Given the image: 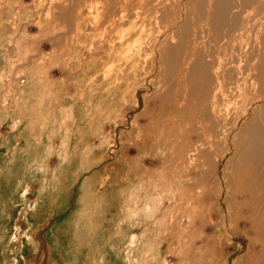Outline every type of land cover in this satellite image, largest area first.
Returning a JSON list of instances; mask_svg holds the SVG:
<instances>
[{"label":"rangeland","instance_id":"rangeland-1","mask_svg":"<svg viewBox=\"0 0 264 264\" xmlns=\"http://www.w3.org/2000/svg\"><path fill=\"white\" fill-rule=\"evenodd\" d=\"M210 3L150 0L135 16L132 0H0V264H257L237 260L245 250L225 233L221 196L197 214L178 197L204 175L209 189L225 185V162L171 180L174 152L146 130L161 45L182 38L169 20L194 33ZM222 139L218 158L231 153Z\"/></svg>","mask_w":264,"mask_h":264},{"label":"bare ground","instance_id":"bare-ground-1","mask_svg":"<svg viewBox=\"0 0 264 264\" xmlns=\"http://www.w3.org/2000/svg\"><path fill=\"white\" fill-rule=\"evenodd\" d=\"M149 1L132 0L135 16ZM210 2L208 7L201 5L196 11L201 21L194 24L198 29L194 33L191 29L193 23L185 21L178 24L177 20H169V27L176 24L175 29L182 28V38L168 47L161 45L164 57L161 60L160 56L158 61L163 84L160 83L162 85L153 97L157 100L156 104H150L154 110L152 108V114H148L150 122L146 130L155 135L157 146L169 147L174 152L170 158V162L174 163L171 180L179 178V174L186 177L187 172L193 171L201 177V173L205 172L203 167L210 174L216 172L221 161L225 162V185L219 188L213 184L214 187L209 189L207 175L202 176V181L192 177L193 187L182 186L178 197L191 202L192 211L197 214L196 208L204 205L205 198L211 201L210 209L216 211L212 192L217 199L221 196L224 203L221 219L225 233L231 238L241 239L242 249L245 250L237 260L248 263L255 256L257 264H264V0ZM112 8L106 6L102 10L110 13L119 11ZM171 11L165 15L171 16ZM229 102L235 104V113L226 108ZM223 105L224 113L221 109ZM197 123L199 127L195 126ZM183 126L184 134L181 135L179 129ZM201 131H205L208 137H199ZM194 134H197L196 141L192 140ZM217 136L221 141L224 138L228 142L224 149L231 152L229 156L224 154L218 158L222 144L221 141L220 145L214 143ZM174 160L178 161L177 164ZM221 242L222 239L217 237L211 247L206 244V251L209 254L221 251Z\"/></svg>","mask_w":264,"mask_h":264}]
</instances>
